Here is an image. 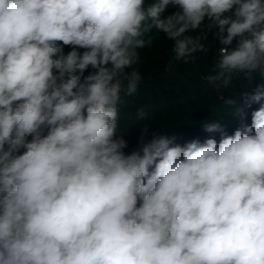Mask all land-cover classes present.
I'll return each instance as SVG.
<instances>
[{"label": "clouds", "instance_id": "clouds-1", "mask_svg": "<svg viewBox=\"0 0 264 264\" xmlns=\"http://www.w3.org/2000/svg\"><path fill=\"white\" fill-rule=\"evenodd\" d=\"M213 29L209 84L264 74V0H0V264H264V105L219 142L118 132L140 50Z\"/></svg>", "mask_w": 264, "mask_h": 264}, {"label": "rangeland", "instance_id": "rangeland-1", "mask_svg": "<svg viewBox=\"0 0 264 264\" xmlns=\"http://www.w3.org/2000/svg\"><path fill=\"white\" fill-rule=\"evenodd\" d=\"M174 10L169 7L164 15L170 14ZM216 31L218 30L213 29L208 34L206 41L208 49L206 52L197 54L196 58L189 63L177 61L170 70H167L169 62L166 59V53L172 42L166 36L160 34L152 45L143 49V62L148 65L150 73L143 77L134 95L122 98L119 125L123 124L125 126L140 128L146 120L166 112L172 113V120H177L181 117H193L191 111L200 107L201 103L206 99L219 96L222 94V90H227L228 92L236 90L240 86L237 80H233L232 84L227 88L221 87L217 89L205 79L214 68L208 61H216L218 48L221 47L217 43L219 42V38L215 35ZM250 79L257 87L262 84V80L264 82V74L254 72ZM247 93L252 94V90L248 89ZM197 102L199 103L195 105ZM190 104L193 105L190 106ZM242 105L244 107V103ZM194 107L195 109H191ZM139 109H143L145 112V119L143 120L137 119ZM184 110H188L189 112L184 113ZM241 112L238 116L240 118L243 117L247 122L251 123L253 112H245L244 109ZM192 123L195 124L192 128L202 135L203 131L195 119H193ZM232 129L236 128L232 127ZM173 132L175 133L176 131L170 129L159 136L173 137ZM224 133L231 134V132L224 131L203 132L205 139L213 138L217 142H219L222 135H227Z\"/></svg>", "mask_w": 264, "mask_h": 264}, {"label": "trees", "instance_id": "trees-1", "mask_svg": "<svg viewBox=\"0 0 264 264\" xmlns=\"http://www.w3.org/2000/svg\"><path fill=\"white\" fill-rule=\"evenodd\" d=\"M238 39L239 38H234L231 47L236 46ZM217 43L220 46H222L220 42ZM171 47L172 44L170 45L166 53V59L168 62H170L171 60V51H170ZM71 50L72 49L70 46H64L65 54ZM80 51L83 50L81 49ZM140 57H141L140 63L135 67L140 71L142 77H145L150 73V69L148 65L143 62V49L140 50ZM208 63L214 67L216 61L210 60L208 61ZM91 71L92 69L89 68L88 70H86L85 75L89 74V72ZM258 72L259 71H256L255 73ZM234 80H237L238 81L237 83H239L240 85L237 87L236 90H232V92H228L227 90H222V94H220L219 96H213L210 99H206L201 103L200 107H197L196 109L195 107L191 108V109H195L191 111L193 117L191 116H189L188 118L181 117L180 119L178 118L177 120H172V113L166 112L146 120L142 125V127L146 125L148 128V132L144 136V141L148 142L152 138H154V136H159L163 133L168 132V130L170 129H174L176 131L175 133L173 132L174 134L172 133L173 137H175L174 144L185 146L187 143L193 140H198L201 143H203L206 140L205 134H203V132L205 131V127H204L205 123L219 124L222 131L231 132L230 135H233L237 129H242L244 126L250 125L251 124L250 122H247L243 117L240 118L238 115L243 109L245 112L246 111L254 112L255 110L259 109L262 105H264V97H262L259 102H254L250 99L253 95L256 94V91L258 89L264 92V82L262 80L261 81L262 84L256 87L255 83L250 78L245 77L243 75H241L239 78H236ZM248 89L252 90V94L247 93ZM229 98L236 101L235 105H227L225 103V100ZM198 103L199 102L194 104L197 105ZM242 103H244V107ZM192 105L190 104V106ZM187 112L189 111L184 110V113ZM191 119L192 121L193 119H195L198 126L201 127L203 131L202 132L203 136L201 134H198L197 130L192 128L195 126V124L192 123ZM142 127L138 128L132 126H125L123 124L119 125L118 132H123L124 133L123 138L128 142V147L124 149V152L126 154H130L132 151L138 150L140 148ZM232 127H235L236 129L233 130Z\"/></svg>", "mask_w": 264, "mask_h": 264}]
</instances>
